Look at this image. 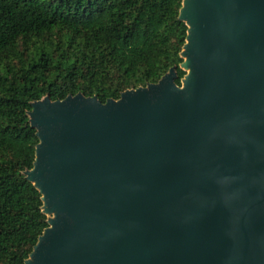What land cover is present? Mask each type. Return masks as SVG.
I'll return each instance as SVG.
<instances>
[{"label":"water","instance_id":"obj_1","mask_svg":"<svg viewBox=\"0 0 264 264\" xmlns=\"http://www.w3.org/2000/svg\"><path fill=\"white\" fill-rule=\"evenodd\" d=\"M178 19L180 85L32 103L48 227L25 264H264V0Z\"/></svg>","mask_w":264,"mask_h":264},{"label":"trees","instance_id":"obj_2","mask_svg":"<svg viewBox=\"0 0 264 264\" xmlns=\"http://www.w3.org/2000/svg\"><path fill=\"white\" fill-rule=\"evenodd\" d=\"M182 0H0V264H25L48 227L24 172L38 144L35 101L81 94L105 103L175 67Z\"/></svg>","mask_w":264,"mask_h":264},{"label":"bare ground","instance_id":"obj_3","mask_svg":"<svg viewBox=\"0 0 264 264\" xmlns=\"http://www.w3.org/2000/svg\"><path fill=\"white\" fill-rule=\"evenodd\" d=\"M189 71H190V69L188 68V69H186V73H189Z\"/></svg>","mask_w":264,"mask_h":264}]
</instances>
